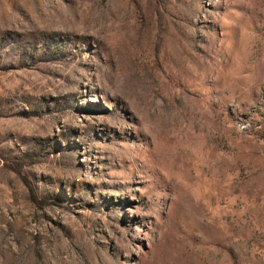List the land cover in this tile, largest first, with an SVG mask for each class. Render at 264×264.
Listing matches in <instances>:
<instances>
[{"label":"rangeland","instance_id":"1","mask_svg":"<svg viewBox=\"0 0 264 264\" xmlns=\"http://www.w3.org/2000/svg\"><path fill=\"white\" fill-rule=\"evenodd\" d=\"M0 264H264V0H0Z\"/></svg>","mask_w":264,"mask_h":264}]
</instances>
